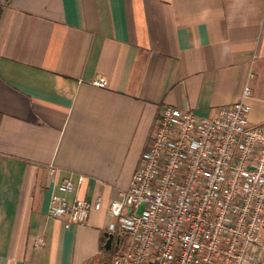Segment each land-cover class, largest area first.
I'll list each match as a JSON object with an SVG mask.
<instances>
[{"label": "crops", "instance_id": "obj_1", "mask_svg": "<svg viewBox=\"0 0 264 264\" xmlns=\"http://www.w3.org/2000/svg\"><path fill=\"white\" fill-rule=\"evenodd\" d=\"M247 85L264 124V0H0V264H104L161 110L213 117ZM98 196L85 225L49 215Z\"/></svg>", "mask_w": 264, "mask_h": 264}, {"label": "built area", "instance_id": "obj_2", "mask_svg": "<svg viewBox=\"0 0 264 264\" xmlns=\"http://www.w3.org/2000/svg\"><path fill=\"white\" fill-rule=\"evenodd\" d=\"M93 84L108 87L104 77ZM251 94L247 85L213 117L161 110L130 188L109 208V231L131 239L111 264H264V124L249 123ZM62 188L75 190L71 179ZM103 206L102 196L54 198L49 215L70 228ZM45 243L39 237L35 246Z\"/></svg>", "mask_w": 264, "mask_h": 264}, {"label": "rangeland", "instance_id": "obj_3", "mask_svg": "<svg viewBox=\"0 0 264 264\" xmlns=\"http://www.w3.org/2000/svg\"><path fill=\"white\" fill-rule=\"evenodd\" d=\"M130 246H131V239H130L129 235L127 233H125V235H123L121 243L118 245L117 242H115L113 245V248L110 251L106 252L107 256H106L105 260L111 259V262H112V259L115 255L122 254V253L129 251Z\"/></svg>", "mask_w": 264, "mask_h": 264}, {"label": "water", "instance_id": "obj_4", "mask_svg": "<svg viewBox=\"0 0 264 264\" xmlns=\"http://www.w3.org/2000/svg\"><path fill=\"white\" fill-rule=\"evenodd\" d=\"M105 236L107 238V241L105 243V251H110L113 248V245L115 242H117V244L119 245L122 241V235L121 234H115V233H111V232H107L105 233ZM104 264H108L107 262H105Z\"/></svg>", "mask_w": 264, "mask_h": 264}, {"label": "trees", "instance_id": "obj_5", "mask_svg": "<svg viewBox=\"0 0 264 264\" xmlns=\"http://www.w3.org/2000/svg\"><path fill=\"white\" fill-rule=\"evenodd\" d=\"M122 238H123V234H122ZM106 241H107V238H106V236H105V234H104V236H103V238H102V249L105 251V248H104V246H105V243H106ZM105 256H107V253H106V251H105ZM107 261H108V259H106ZM106 261V262H107ZM111 264V263H110Z\"/></svg>", "mask_w": 264, "mask_h": 264}, {"label": "flooded vegetation", "instance_id": "obj_6", "mask_svg": "<svg viewBox=\"0 0 264 264\" xmlns=\"http://www.w3.org/2000/svg\"><path fill=\"white\" fill-rule=\"evenodd\" d=\"M107 263L110 264L111 263V259H108Z\"/></svg>", "mask_w": 264, "mask_h": 264}]
</instances>
